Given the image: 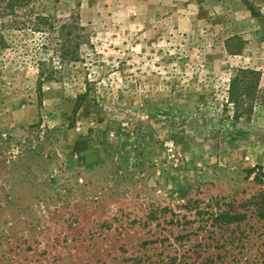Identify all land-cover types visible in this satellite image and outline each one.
<instances>
[{"label": "rangeland", "instance_id": "rangeland-1", "mask_svg": "<svg viewBox=\"0 0 264 264\" xmlns=\"http://www.w3.org/2000/svg\"><path fill=\"white\" fill-rule=\"evenodd\" d=\"M34 5L84 38L42 101L15 49L37 41L16 33L0 55V264H264L251 204L264 192V0ZM237 68L261 74L251 121L182 100L221 109ZM220 211L246 218L219 229Z\"/></svg>", "mask_w": 264, "mask_h": 264}, {"label": "trees", "instance_id": "trees-1", "mask_svg": "<svg viewBox=\"0 0 264 264\" xmlns=\"http://www.w3.org/2000/svg\"><path fill=\"white\" fill-rule=\"evenodd\" d=\"M60 22L61 20L54 16L38 12L34 0H0V55L13 47V37L16 33L30 34L32 39L37 41L34 47L23 44L22 49L17 47L15 49L22 54L30 55L32 62L37 66L36 93L40 101L44 98L45 86L65 77L68 74V66L80 60V47L84 38L81 32L83 28L67 21ZM260 81V72L250 68H237L228 80L221 109L216 98L209 99L202 94L187 93L184 96L188 98H182V100L188 103L194 99L193 109L202 117L208 116V110L212 105L217 108L215 114L218 116L231 112V117L226 118L232 124L242 120L251 121L261 97ZM89 93L88 87L84 93L77 96L79 106L89 98ZM182 95V90L178 91L173 100ZM188 104L184 106L188 107ZM174 105L173 101L168 103L166 114L171 115L175 109ZM211 121L216 125L217 120ZM253 172L256 174V181L264 180V166L255 167ZM251 204L256 207L259 219L264 220V192H260ZM213 216V221L220 224L217 225L219 229H222L225 224L240 222L246 218V215L241 212L232 214L228 211H220Z\"/></svg>", "mask_w": 264, "mask_h": 264}]
</instances>
